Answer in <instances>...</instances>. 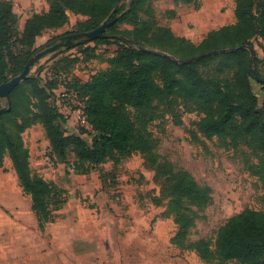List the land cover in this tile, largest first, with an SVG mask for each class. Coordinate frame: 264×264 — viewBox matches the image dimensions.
Masks as SVG:
<instances>
[{
  "label": "rangeland",
  "instance_id": "374dc122",
  "mask_svg": "<svg viewBox=\"0 0 264 264\" xmlns=\"http://www.w3.org/2000/svg\"><path fill=\"white\" fill-rule=\"evenodd\" d=\"M11 1L19 17L20 35L23 20L32 13L45 12L50 0ZM178 1L184 3L179 7V11L183 10L181 18L174 7L170 10L176 13L175 17L167 18L166 12ZM235 2L204 0L200 6V0H145L139 15L148 24L166 25L175 36L194 43L212 30L233 24ZM86 19L68 12L67 22L62 27L44 30L33 48L76 30ZM117 28L125 25L120 23ZM105 32L112 35L108 29ZM67 40L34 59L26 79L40 84L54 82L52 99L65 117V133L80 134L90 143L93 132L88 123L81 121L84 106L72 91L73 85L105 69L117 46L111 37L109 43L100 45L80 36ZM252 43L253 54L262 57L264 40L254 37ZM181 47V42L171 41L164 49L176 57ZM227 48L230 50L223 53L232 51L229 47L221 49ZM12 50L17 59L8 67V78L21 72L25 47L17 42ZM222 60L218 56L201 64L200 70L213 77L216 63ZM26 79L20 84L29 90ZM250 81L264 110L263 85L255 78ZM0 106L7 108L6 99L0 98ZM158 112L161 116L146 125L155 151L171 164L184 168L198 184L211 189V200L202 211L193 213L195 206L186 204L183 211L192 218V225L183 238L177 237L176 215L168 206L166 176L157 173L139 151L116 154L95 166L85 164L75 172L74 154L67 152L63 160L56 157L41 124L30 120L21 136L29 151L32 173L53 183L54 200L61 203L70 199L58 213L55 208L59 204H52L55 222L47 224L44 230L37 229L28 207L29 197L21 191L10 159L4 156L0 166V264H241L235 260L221 262L217 257L205 261L194 246L203 240L214 251L216 231L228 218L246 208L264 212V154L260 159L246 142L234 143L230 137L205 138L197 127L202 113L188 110L181 103L172 110L159 106ZM52 231L59 236L61 246L67 248L66 252L56 250Z\"/></svg>",
  "mask_w": 264,
  "mask_h": 264
},
{
  "label": "trees",
  "instance_id": "16d2710c",
  "mask_svg": "<svg viewBox=\"0 0 264 264\" xmlns=\"http://www.w3.org/2000/svg\"><path fill=\"white\" fill-rule=\"evenodd\" d=\"M123 1L50 0L45 12L32 13L25 19L19 35V17L13 11L11 1L0 0V84L9 79V65L16 63L12 48L17 42L25 47L23 69L38 49L43 53L56 49L61 45L60 41H68L77 33L115 18L108 30L117 46L105 69L95 72L87 81L73 85L72 91L83 103L86 122L93 132L91 142L80 134L65 133L62 126L65 117L52 99L54 82L40 84L28 78L29 90L17 85L9 94V108L0 114V166L7 156L21 191L29 197L36 225L39 230H44L54 221L53 212L59 210L65 200L61 203L54 200L53 183L30 169L29 151L21 136L30 120L41 124L56 157L63 160L67 152L74 154L75 172L81 171L85 164L95 166L113 159L116 154L139 151L157 173L166 176L168 206L176 215L177 237L183 238L192 225V218L183 211L186 204L195 206L193 213L202 211L211 200V189L198 184L184 168L161 158L146 125L161 116L159 106L172 110L181 103L188 110L202 113L197 127L205 138L230 137L234 143L246 142L261 159L264 154V110L259 106L250 79L254 78V70L255 75L264 80L261 74L264 72V48L262 57L255 52L251 56L248 49L254 50V37L264 40V0H236L235 22L210 31L198 44L175 36L166 25L148 24L139 15L145 0ZM68 12L87 19L76 30L66 31L47 40L41 47L33 48L36 38L44 30L62 27L67 22ZM166 13L167 18L176 15L173 10ZM120 23L125 28H117ZM110 37L92 42L106 44ZM171 41L182 43L181 53L176 57L164 49ZM224 47L236 49L188 61L193 56ZM218 56L224 60L216 63L215 76L204 75L200 65ZM260 83L264 89V83ZM52 204H59L54 211ZM194 248L205 261L217 257L221 262L235 260L241 264H264V212L243 209L217 229L214 251H210L203 240L196 242Z\"/></svg>",
  "mask_w": 264,
  "mask_h": 264
},
{
  "label": "water",
  "instance_id": "95a60500",
  "mask_svg": "<svg viewBox=\"0 0 264 264\" xmlns=\"http://www.w3.org/2000/svg\"><path fill=\"white\" fill-rule=\"evenodd\" d=\"M116 19L114 18L113 20L107 21L104 20L101 24H99L97 27L89 30V31H85V32H80L75 34L74 36L78 37H84L86 40L88 41H93L94 39H99V38H108L110 37L109 34H107L105 31L108 29V27L110 25H112L114 23ZM73 36V37H74ZM243 47V46H241ZM236 48H232V50H234ZM230 49H214L205 53H201L198 56H193L191 57L188 61H195L199 58H203L206 56H213L216 55L217 53H223L225 51H228ZM251 56L253 55V50L250 49L249 50ZM43 54L42 51L38 52L37 54H35L34 56H32L23 66V69L21 70V72L11 78H9L7 81L3 82L0 84V98L2 99H6L8 102V106L7 108H9V94L10 92L17 86L19 85L23 80H25L28 76V73L30 71V67L32 66V63L34 61V59L38 58L39 56H41ZM252 73L254 75V78L260 82L264 83L263 79H260L257 75H255L254 70H252ZM6 108L2 107L0 108V114L5 110Z\"/></svg>",
  "mask_w": 264,
  "mask_h": 264
},
{
  "label": "crops",
  "instance_id": "0c3cea01",
  "mask_svg": "<svg viewBox=\"0 0 264 264\" xmlns=\"http://www.w3.org/2000/svg\"><path fill=\"white\" fill-rule=\"evenodd\" d=\"M203 1L204 0H200V6H201V3L203 4ZM182 5H184V3H182L181 1H178L177 3H174L171 7L172 8H169V10L170 9H173V7L174 8H176V12H177V16H178V18H181V14H183V10H181V11H179V7H181ZM200 8V7H199ZM198 8V9H199ZM197 10V9H196ZM29 16H27L26 18H28ZM25 18V19H26ZM25 19L23 20V23H24V21H25ZM22 27H23V24H22ZM204 37V36H203ZM203 37L201 36V39L199 40V41H197V42H195V41H193L194 43H198V42H200L202 39H203ZM69 199H70V197H69ZM69 199H68V201H69ZM27 201H28V207H29V209H30V211H31V208H30V200H28L27 199ZM68 201H66L63 205H62V207H61V209H63V208H65L66 207V205H67V202ZM57 213H58V211H57ZM31 214L33 215V213H32V211H31ZM64 215V214H63ZM63 215H62V217H63ZM34 216V215H33ZM59 218H61V217H59ZM34 219H35V217H34ZM55 222V221H54ZM35 223H36V220H35ZM53 223V222H52ZM19 224L21 225V226H23L20 222H19ZM36 227H37V225H36ZM37 229H38V227H37ZM35 232V231H34ZM34 235H38V233L37 232H35V234ZM39 235H40V233H39ZM52 236H54V238H55V241H56V243L54 242V244L56 245V250L57 251H63V252H66L67 251V248L66 247H63V246H61V240H60V238H59V236H56L55 235V232H53L52 231ZM58 245V246H57ZM70 255H71V257H72V249L70 250Z\"/></svg>",
  "mask_w": 264,
  "mask_h": 264
},
{
  "label": "built area",
  "instance_id": "2783aa9c",
  "mask_svg": "<svg viewBox=\"0 0 264 264\" xmlns=\"http://www.w3.org/2000/svg\"><path fill=\"white\" fill-rule=\"evenodd\" d=\"M11 1V0H10ZM11 3H12V1H11ZM62 101H63V99H62ZM56 103H58L59 104V100L57 99V102ZM81 121L83 122V123H86L87 124V122H86V118H85V115H84V113L82 112L81 113Z\"/></svg>",
  "mask_w": 264,
  "mask_h": 264
}]
</instances>
